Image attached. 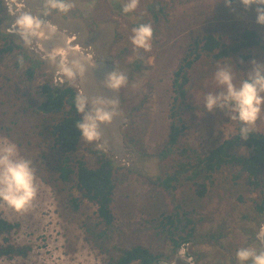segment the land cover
Masks as SVG:
<instances>
[{
    "label": "rangeland",
    "instance_id": "rangeland-1",
    "mask_svg": "<svg viewBox=\"0 0 264 264\" xmlns=\"http://www.w3.org/2000/svg\"><path fill=\"white\" fill-rule=\"evenodd\" d=\"M151 1L140 0L135 11L125 14L114 2L123 5L126 0H73L75 7L67 14L53 11L41 17L47 21L42 35L28 48L9 28L23 11L41 16L43 0H17L12 14L0 0V29L11 34L16 43L41 59L57 49H62L68 60L86 58L85 76L70 85L87 96L89 89L90 98L118 99L120 114L111 124L101 125V130L107 153L122 166L115 173V219L108 227L98 214V205L78 189L75 175L68 180L60 177L62 152L54 144L49 125L61 114L53 117L38 109L45 98L44 82L55 81V86L69 83H60L63 78L45 59L30 78L26 72L29 63H21L22 50L7 49V42L0 40V146L6 142L17 145L19 155L32 161L39 186L34 207L26 213H18L0 200V219L14 224L12 230L0 232V246L11 244L24 250L0 254V264H109L122 250L135 245L164 255L157 264L171 261L178 247L185 248L194 264H241L236 255L239 249L263 250L257 239L264 225V216L257 217L255 212L258 191L245 175L233 179L238 168L225 166L216 172L203 196L190 181L174 191L155 181L158 174L172 172L184 158L178 152L162 159L156 155L169 138L173 78L181 58L206 33L221 35L224 42L231 43L243 28H251L264 38V25L257 23V6L246 9L238 1L228 6L224 0H163L166 11L155 22L148 9ZM79 10L91 15L89 21L72 14ZM93 20L98 26H91ZM141 23H150L154 29L151 51L137 49L131 42L133 27ZM243 52L251 56L244 59L232 53L215 60L204 55L190 70L183 114L186 127L181 138L201 154H208L237 132V120H231L226 110L207 112L205 97L220 91L214 78L218 66H229L239 85L253 68V60L264 63V49L252 47ZM89 61L98 65L94 77ZM114 70L128 77L127 85L119 91L107 89L101 82ZM253 129L264 132V111ZM91 148H96L95 143L81 139L73 156H84L93 165L97 158ZM248 150L245 146L238 149L245 154ZM163 212L192 218L187 230L194 225L196 235H218L198 236L174 247L169 232L161 226ZM178 232L186 234V230Z\"/></svg>",
    "mask_w": 264,
    "mask_h": 264
},
{
    "label": "trees",
    "instance_id": "trees-1",
    "mask_svg": "<svg viewBox=\"0 0 264 264\" xmlns=\"http://www.w3.org/2000/svg\"><path fill=\"white\" fill-rule=\"evenodd\" d=\"M237 1L239 2V0H233V2ZM114 4L116 7L123 8L121 2H114ZM148 4V9L154 21L159 22L166 11V4L163 0H153ZM72 14L79 15L86 21H89L91 16L88 12L82 10L77 13L75 11ZM91 26H98V23L93 20ZM0 40L7 42L5 43L7 49L18 47L22 50L21 63H29L26 72L30 78L39 66L46 63L45 60L31 55L21 43H16L11 34L1 29ZM252 47L264 49V38L255 29L251 28H243L231 43L224 42L221 35L206 33L189 46L174 72L173 88L175 95L170 110L172 121L169 138L164 147L156 154L158 158L162 159L178 152L184 158L177 163L172 172L164 171L158 174L155 181L158 185L170 191H174L179 184L190 181L197 186V194L203 196L207 192L208 182L213 180L216 172L222 170L225 166L235 167L238 169L232 174L233 179L236 180L245 175L249 185L258 191V200H255V212L257 217H263L264 132L253 129L248 139L244 140L240 136L241 125L237 120V132L223 140L208 154H201L194 147L186 146L181 138L186 127L183 115L184 108L187 106L188 89L186 86L191 81L190 70L195 63L201 60L204 55L216 60L227 58L232 53H239L242 58L247 59L251 54L250 52L245 53L243 50ZM247 77L244 79H247ZM41 89L45 98L38 105L39 111L53 117L61 114L60 118L49 125V132L54 139V144L62 152L60 177L68 180L72 175H75L76 185L84 197L98 205V214L101 220L108 227L113 226L115 216L112 210V202L116 188L115 173L122 166L116 163L113 156L97 148H91L97 158L93 165L84 156H73V153L79 148L82 137L81 130L75 126L79 120L83 119V115L78 112L74 103L78 89L70 84L55 86L50 80L44 82ZM242 146L249 149L247 154L238 151ZM145 154L147 153L143 155ZM160 222L161 226L169 232L174 247H177L181 242H189L194 238L197 240L198 236L213 238L218 235L216 233L196 235L194 225L187 230L188 225L193 223V220L188 216L181 217L179 212H163ZM13 227V223L6 219H0V232L10 231ZM179 230H186V234H178ZM23 251L22 248H15L11 244L6 247L0 246V254L21 253ZM163 257L164 255L154 253L147 247L135 245L122 250L119 257L112 259L109 264H130L133 261H139V264H157Z\"/></svg>",
    "mask_w": 264,
    "mask_h": 264
},
{
    "label": "clouds",
    "instance_id": "clouds-1",
    "mask_svg": "<svg viewBox=\"0 0 264 264\" xmlns=\"http://www.w3.org/2000/svg\"><path fill=\"white\" fill-rule=\"evenodd\" d=\"M17 0H3L12 14L13 6ZM140 0H126L122 11L127 14L137 9ZM231 6L233 0H224ZM246 8L256 5L257 23L264 25V0H239ZM75 7L73 0H43L44 11L41 16L33 15L30 11H23L9 28L22 38L25 47L32 48L33 41L42 35L41 29L47 21L42 16H48L53 11L67 14ZM55 32V28H52ZM130 37L132 44L137 49L151 51L154 29L150 23H141L132 29ZM50 65L54 66L57 73L69 84L78 79H83L87 71L86 58L79 57L68 60L62 49L54 50L42 57ZM253 68L244 79L237 85L234 75L227 65L218 66L214 73L216 83L220 86L217 93H208L205 97L207 112L215 113L216 109L226 110L231 120L240 122V136L247 140L252 133L256 122L264 111V63L252 61ZM98 65H95L97 68ZM110 90L119 91L128 83V77L116 70L108 72L101 81ZM56 82L54 81V84ZM75 106L83 119L75 125L82 132V141L95 143L98 150L107 152V142L103 140L104 133L101 125L111 124L119 115L118 99L105 96H95L91 99L81 90L77 91L74 99ZM91 109L88 110V106ZM39 194V186L36 180V172L32 161L19 155L18 147L13 142H6L0 146V200L18 213H26L34 207ZM257 239L264 243V225L261 226ZM237 259L241 264H264V250L257 251L252 247L241 248L237 251Z\"/></svg>",
    "mask_w": 264,
    "mask_h": 264
},
{
    "label": "water",
    "instance_id": "water-1",
    "mask_svg": "<svg viewBox=\"0 0 264 264\" xmlns=\"http://www.w3.org/2000/svg\"><path fill=\"white\" fill-rule=\"evenodd\" d=\"M91 63H94V62L89 61V70L91 72L90 74L93 75L95 73V70H94L95 66H94V64H91ZM94 75H93V77H94ZM91 79H93V78L91 77ZM85 85H86V83H85ZM86 87H87V85H86ZM87 94L90 98L89 89H87ZM260 230H261V227H260L258 233L260 232ZM261 244H262L263 250H264V243H261ZM164 264H194V261H193V257L191 255L187 254V251L185 250V248L178 247L174 258L171 261H168Z\"/></svg>",
    "mask_w": 264,
    "mask_h": 264
},
{
    "label": "flooded vegetation",
    "instance_id": "flooded-vegetation-1",
    "mask_svg": "<svg viewBox=\"0 0 264 264\" xmlns=\"http://www.w3.org/2000/svg\"><path fill=\"white\" fill-rule=\"evenodd\" d=\"M187 254H189L188 252H187ZM190 255V254H189Z\"/></svg>",
    "mask_w": 264,
    "mask_h": 264
},
{
    "label": "bare ground",
    "instance_id": "bare-ground-1",
    "mask_svg": "<svg viewBox=\"0 0 264 264\" xmlns=\"http://www.w3.org/2000/svg\"><path fill=\"white\" fill-rule=\"evenodd\" d=\"M51 26V25H50ZM53 27V26H52Z\"/></svg>",
    "mask_w": 264,
    "mask_h": 264
},
{
    "label": "built area",
    "instance_id": "built-area-1",
    "mask_svg": "<svg viewBox=\"0 0 264 264\" xmlns=\"http://www.w3.org/2000/svg\"><path fill=\"white\" fill-rule=\"evenodd\" d=\"M194 261V260H193ZM164 264V263H163Z\"/></svg>",
    "mask_w": 264,
    "mask_h": 264
}]
</instances>
